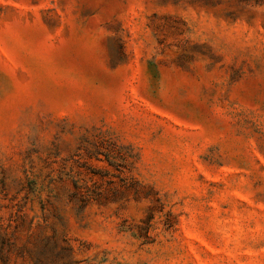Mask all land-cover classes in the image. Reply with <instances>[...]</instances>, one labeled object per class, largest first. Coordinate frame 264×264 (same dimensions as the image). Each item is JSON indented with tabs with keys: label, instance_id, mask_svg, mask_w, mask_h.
<instances>
[{
	"label": "rangeland",
	"instance_id": "1",
	"mask_svg": "<svg viewBox=\"0 0 264 264\" xmlns=\"http://www.w3.org/2000/svg\"><path fill=\"white\" fill-rule=\"evenodd\" d=\"M0 264H264V0H0Z\"/></svg>",
	"mask_w": 264,
	"mask_h": 264
},
{
	"label": "trees",
	"instance_id": "2",
	"mask_svg": "<svg viewBox=\"0 0 264 264\" xmlns=\"http://www.w3.org/2000/svg\"><path fill=\"white\" fill-rule=\"evenodd\" d=\"M102 140H105L108 143L106 139L102 138ZM105 150L106 151L103 153L105 158L104 160H106L109 165L116 167L117 170H121L120 168L125 167L127 159L124 156L118 155V153L114 152L111 148H106ZM94 157L97 160H101L97 157V155H94ZM114 160H120L121 163H116ZM60 174L71 180L73 186L71 198L79 202L80 207L97 203L101 198L105 197V189L96 181H92L91 178L89 179L87 177V173L81 170H75L72 166H70L68 169L62 170ZM92 174L95 175L96 172H93ZM110 190H112V193L121 192V190H119L116 186L112 187V189L110 188Z\"/></svg>",
	"mask_w": 264,
	"mask_h": 264
}]
</instances>
